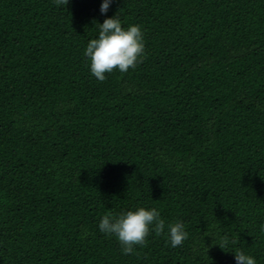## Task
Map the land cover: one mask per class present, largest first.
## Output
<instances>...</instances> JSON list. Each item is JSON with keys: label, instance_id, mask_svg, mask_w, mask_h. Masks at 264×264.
Masks as SVG:
<instances>
[{"label": "trees", "instance_id": "1", "mask_svg": "<svg viewBox=\"0 0 264 264\" xmlns=\"http://www.w3.org/2000/svg\"><path fill=\"white\" fill-rule=\"evenodd\" d=\"M102 2L0 0V264H264V0ZM117 12L146 59L100 82ZM139 207L165 233L124 255L99 223Z\"/></svg>", "mask_w": 264, "mask_h": 264}, {"label": "clouds", "instance_id": "2", "mask_svg": "<svg viewBox=\"0 0 264 264\" xmlns=\"http://www.w3.org/2000/svg\"><path fill=\"white\" fill-rule=\"evenodd\" d=\"M114 0H103L100 11L106 14ZM57 6L68 5L69 0H55ZM118 13L106 18L99 23L98 38L91 39L86 47L84 55L90 61V72L98 81L104 82L106 74L115 71L127 73L135 69L146 59L144 35L140 25L124 27ZM95 23V21H94ZM165 220L161 218L156 208L139 207L121 213L118 217L106 214L99 223V230L107 235H114L121 245L122 254L133 253L136 246H146V240L151 231L157 236L165 233ZM167 237L170 245L175 248L183 245L188 238L184 224L180 221L167 225ZM264 232V225L261 226ZM236 244L235 239H229L227 235L221 236L214 245L222 250L229 244ZM236 264H256L253 256L245 254L242 250L234 252Z\"/></svg>", "mask_w": 264, "mask_h": 264}]
</instances>
